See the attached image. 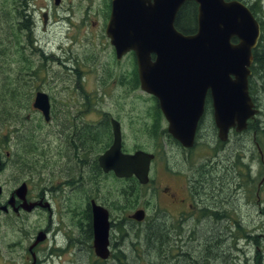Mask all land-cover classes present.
I'll list each match as a JSON object with an SVG mask.
<instances>
[{"label":"flooded vegetation","instance_id":"1","mask_svg":"<svg viewBox=\"0 0 264 264\" xmlns=\"http://www.w3.org/2000/svg\"><path fill=\"white\" fill-rule=\"evenodd\" d=\"M150 1L152 4L154 3V0ZM240 1L255 9V5L251 1ZM72 2V0H41L40 2L35 0H0V16L3 14L6 16L0 25H6L11 31L19 34L20 39L24 42L22 44L24 52L29 48L31 52L36 53L33 51V46L37 45L35 50L38 51V56H51L21 58L20 76L23 77L25 86H30L19 89L28 96L27 103L22 100V107L27 112L31 110V113L28 112L24 116V124L28 122L35 125L26 135L23 133L24 138L26 141L33 142L39 133L44 117L42 112L34 107V101L39 92H44L49 96L51 103V120L49 122L44 120V122L47 125L51 124L56 111L61 112L62 119L65 120L62 127L57 124L52 135L56 134L54 140L59 145L55 150L66 160L61 162L62 168L49 169L51 171L49 176H56L52 186L32 193L29 181H24L22 184H27L23 193L24 198L16 196L15 189L5 202L2 193L0 207L13 204L11 207L8 206L9 210H6L4 214L8 217L18 218L41 211L52 214L53 203H56L57 200L64 202L67 207H71L72 203L75 204L76 199L80 198L84 202V219H61L62 233L63 228L65 226L67 228L61 239H57V232L51 225L39 226L30 238L32 243L28 247L29 254L37 256L36 263L38 264V262L40 263L38 258L40 250L45 253L48 250L51 255H59L63 252L72 253L78 248L80 251L85 250L87 253L95 255L96 264H121V253H131L129 257L131 264L138 244L137 232L141 231L139 228L144 227L145 221L137 222L129 214L123 216L125 210L122 208L121 201L119 185L121 181L113 171L105 172L99 162L100 156L105 154L115 142L114 124L121 131L123 153L139 150L126 148L127 142L174 144L184 158L191 149L184 148L169 131L170 121L161 108L160 99L141 90L135 53L129 51L121 56V59L118 58L116 49L107 36L112 0H78L79 6L73 5ZM80 2L87 3V5H80ZM67 27L69 28V37L66 36L61 41L60 50L64 54L67 53L62 44L69 38L70 41H74V44L81 47V53L76 57H53L55 56L53 51L49 54L45 53V48L52 43L48 39L43 42L42 32H49L51 28L53 30L65 28L66 30ZM72 33L75 35H71ZM18 34L16 35L18 36ZM159 58L156 53L150 54L152 64L159 61ZM124 62V66L119 67ZM49 64L59 66L58 77L72 82L69 87H64L61 90L68 98L56 106V109L52 95L42 89L40 81L43 74H49L47 71ZM128 64L130 65L127 66ZM87 80H91L97 85V88H86L84 82ZM259 84L260 98L257 106L263 115L264 78H261ZM25 91L28 93L26 94ZM114 94L117 100L122 103H95L96 100L93 98L95 95ZM87 100L91 102L88 103ZM166 100L171 108L177 109L182 101L191 103L198 98L174 94L168 95ZM138 101H145V103H138ZM207 121L213 124V129L217 132L213 98L210 91L207 92L204 99V112L199 122L197 140L201 127ZM260 129L264 130V118ZM34 150L39 158L45 154L41 146H35ZM143 150L150 151L155 155L153 163L162 153L160 147L150 150L143 148ZM29 152L24 156H28ZM45 158L50 159L48 154L45 155ZM4 165L5 163L0 161V171ZM170 174L165 182L157 183V177L155 176L154 180L151 170L150 182L147 185H139L142 190L147 192L139 194L140 204L136 207V210L143 209L145 211L144 219H192L199 213L197 208L201 207L200 192L196 188V184L204 177L199 176L196 170ZM38 180L42 182L44 178L40 176ZM154 181L157 184L152 183ZM112 183L113 185H111ZM93 202L109 212L110 256L108 259H101L96 255ZM27 203L37 205L31 211H27L22 208V205ZM15 209H19V211ZM50 222L52 223L51 219ZM39 233H42L44 239L37 242L36 238Z\"/></svg>","mask_w":264,"mask_h":264},{"label":"rangeland","instance_id":"2","mask_svg":"<svg viewBox=\"0 0 264 264\" xmlns=\"http://www.w3.org/2000/svg\"><path fill=\"white\" fill-rule=\"evenodd\" d=\"M35 1L40 2L41 0ZM72 1L73 5L79 6L77 3L78 0ZM248 1L254 2L256 0ZM263 2L264 0H260V3H262L261 6L264 9ZM80 5L85 6L87 3L80 2ZM89 5H91V3H89ZM5 18L6 16L4 14L0 16V24ZM67 26H69V24H67ZM42 33L43 42L48 39L52 43L45 48V53L49 54L53 51V54L55 55L53 57H76L81 53V47L78 44H74V41H70L69 38H67V41L62 44L63 49H66L67 53L64 54L60 50L59 45L61 41L66 36L69 37L68 27L66 30L65 28L63 30L59 28L53 30V28H51L49 32L43 31ZM16 34L18 33L11 31L6 25H0V161L5 163L0 171V185L3 187L2 198L5 202L8 200L11 192L19 188L24 181H29V187L32 193L39 192L45 187L52 186L53 181L56 180V176H49L51 173L49 169L55 167L59 169L62 168L61 162L65 160V157L55 150L59 145L56 140H54L56 134L52 135L57 124L62 127L65 121L62 119L61 112L56 111L54 121L49 125L43 120L42 126L40 125L39 128V133H37L36 139L33 140L34 143L29 140L26 141L24 138V135H26L29 130H32L35 125L28 122L24 124V116L28 112L31 113V110H28L27 112L22 107V100L27 103L28 96L24 95L19 89L30 86H25V81L23 77L20 76L21 58L51 56H38V51L35 50L38 47L37 45L33 46L36 53L31 52L29 48L24 52V46H22L24 42L20 39L19 34L18 36ZM71 35H75V33H72ZM124 64L125 62L119 65V67H123ZM129 65L130 64L127 66ZM47 68L49 74H43L42 77H40V81L42 89L52 95L56 109V106L60 105L68 98L61 90L64 87H69L72 82L67 81L60 76L58 77L59 73L57 72L60 71L59 66L49 64ZM84 83L88 89L97 88V85L91 80H87ZM256 89L257 92L254 97L256 102H258L260 98L258 91V89H260V84H257ZM14 90L18 92V94H16L17 98L14 97ZM25 93L27 94L28 91H25ZM116 93L117 91L115 94ZM115 94L95 95L93 98L96 100L95 103H122L117 100ZM87 102L90 103L91 101L87 100ZM138 103H145V101H138ZM258 118L263 119L264 114L258 116ZM32 119H34V117H32ZM213 127V124L209 121L201 127L197 144L185 158L182 157V153L176 149V145L174 144L157 145L150 142L139 141L141 143L127 142L126 148L135 149L144 147L146 149H152L154 147H160L162 153L152 167V177L154 180L157 177V183L159 181L165 182L172 172L178 173L192 170H196L199 176H201L200 173L205 170H215L214 176L218 179L223 178V180L226 181L227 178L230 179V177H232V174L222 168H225L229 163H232L233 157L240 154L243 157L244 162L251 159L254 154L256 160L260 158L257 153L253 154V152L256 151V148L253 142L252 131L246 134L232 133L229 141L224 144L218 140L217 132ZM259 139L264 143V135ZM37 145L43 147V151L45 152L44 155H41L42 158H39L35 154L34 149ZM28 151H30L29 155L25 157L24 154ZM46 154L49 155L50 159L45 158ZM261 166H263L262 163ZM253 167L255 171V186H257L263 179L264 174L261 173L256 176L260 164L255 163ZM40 176L44 178V181L40 182L38 180V177ZM152 183H155V181ZM204 183L205 181L203 184ZM131 184L132 182L129 180H121L119 183L121 191H123V189L130 190ZM111 185H113V183ZM249 189L253 190L254 187L251 186V188H249L246 186L243 189H239L236 188L230 180V184L229 182H226L224 191H217L218 195L222 194L223 196H226L225 199L221 200H223L225 205L224 209L227 210L230 219H239L247 232H253V234L249 238H240L235 246L231 244H227L228 246L225 244L221 245L219 247L220 252H222L221 255L223 252L225 253L221 256L222 258L220 260L213 264H222L221 261L223 264H264V183L262 188L258 191L259 200H256L251 196ZM141 192L147 193L146 190H141ZM201 196L203 198L202 203H212L214 201V198L206 195L204 190H201ZM83 204L84 202L80 198H77L75 204L73 202V206L71 207H67L64 202H59L57 200L56 203H53L52 214L41 211L27 216H20L18 218L8 217L0 211V264H32L28 247L32 243L30 238L36 232L35 229L39 226L45 227L51 225V227L55 229V232H57V239H61L63 233L65 234L67 230L65 226L62 233V230L60 229L62 226L60 222L61 219H84ZM133 210L134 209H127L126 211H123V216L131 214ZM50 219L52 223L50 222ZM147 220L154 222L156 219ZM158 220L162 221L163 225L166 226L167 219ZM182 221L185 229L196 230L194 237H191V235H185L179 242L182 243L186 238L188 245L185 249H195L197 251L201 249L205 242L202 236L209 232L210 237H215L211 236L214 235L212 230L215 229V224L211 223V220L209 219L202 218L199 221L197 219H184ZM221 225L228 230L231 222L224 221ZM219 229L222 231L224 230L221 227ZM218 232L221 233L220 230ZM177 239L178 238L174 237L172 241ZM225 242H227V240H225ZM227 248L228 250H226ZM125 255L130 257L131 253H125ZM38 258L40 259V263L38 262V264H96L97 260L95 255L87 253L85 250L80 251L78 248L72 253L63 252L59 253V255H51L48 253V250L46 253L40 250ZM131 264H139L138 256L136 258L133 255Z\"/></svg>","mask_w":264,"mask_h":264},{"label":"water","instance_id":"3","mask_svg":"<svg viewBox=\"0 0 264 264\" xmlns=\"http://www.w3.org/2000/svg\"><path fill=\"white\" fill-rule=\"evenodd\" d=\"M187 1H194L198 6L197 31L190 35L182 34L175 27L177 14ZM107 35L119 56L135 51L141 89L160 99L161 108L170 121L169 131L182 146L194 145L208 91L213 98L218 137L223 142L227 141L232 128L237 132L246 130L248 121L259 112L250 95L249 77L253 51L260 38V24L243 3L154 0L151 4L150 0H113ZM152 52L160 57L154 64L149 57ZM174 94L198 100L182 101L174 109L166 100L168 95ZM34 106L42 111L46 121L50 120L46 94L38 93ZM114 126L115 142L100 157L101 167L105 172L114 171L119 178L135 176L140 183H148L154 156L144 151L122 153L120 130L116 124ZM25 190L24 185L16 194L22 198ZM144 215V211L139 210L132 217L142 221ZM108 217L106 210L93 206L94 245L97 256L103 259L109 257ZM43 238L41 233L37 242Z\"/></svg>","mask_w":264,"mask_h":264},{"label":"trees","instance_id":"4","mask_svg":"<svg viewBox=\"0 0 264 264\" xmlns=\"http://www.w3.org/2000/svg\"><path fill=\"white\" fill-rule=\"evenodd\" d=\"M253 11V13L256 15L257 10ZM258 11L262 14V16L258 18L262 27V35L257 48L254 50V64L252 66L253 77L251 79V82L253 78L257 79L264 76V74H262L264 73V16L259 6ZM176 27L184 34H192L196 32L197 5L195 3L187 2L181 8L176 19ZM250 91L251 94L254 95L256 93V87L251 86ZM13 93L14 97L17 98L16 94H18V92L14 90ZM259 121L260 120L258 118L251 120L249 122L248 128L249 130H253L257 133V143L260 142L259 133L264 134V130L260 129ZM222 169H226L232 174V176L236 178L232 183L238 188L254 182V179L251 178L252 174L250 166L243 163L242 156L240 154L233 157L232 163H229L227 167ZM226 182L228 181L220 180L218 183H216V180H207L204 183L205 189L208 188L210 190H215L216 187H218L219 189L223 190ZM204 184L202 182V185ZM133 188L134 186H132L131 190H133ZM131 190L128 192L123 190L122 192L123 207L125 208H133L138 203V199L132 196ZM224 206L225 205L222 202L218 201L213 202L210 206H205L202 209L201 218H209V220H211V223L215 224V229L212 230L214 232V235H211L215 237H210V232L203 235L202 237L205 242L203 243L202 248L198 251L195 249H185L188 245V242H186V238L182 243H179L185 235H191V237H194L196 232L195 229H185L183 223L181 222L174 228H167L159 222H150L149 224H147L146 227H144L142 230V239L141 241H138V244L136 246L139 264H213L214 262L220 260L222 258L221 256H223V254L225 253L223 252V254L221 255L222 252H220L219 250V247L221 245L231 244L235 246L240 238H249L253 234V232H247L239 219H229L230 216L227 210L221 212L220 209H223ZM197 220L199 221L200 219ZM224 221L231 222L228 230L221 225ZM220 227L224 230L222 231L221 229H219ZM219 230L221 231V233L218 232ZM174 237L178 239L172 241ZM225 240H227V242H225ZM226 250H228V248ZM121 261L122 264H129V257L127 259V263H124L123 261H126V257L122 253ZM221 263L223 264L222 261Z\"/></svg>","mask_w":264,"mask_h":264},{"label":"bare ground","instance_id":"5","mask_svg":"<svg viewBox=\"0 0 264 264\" xmlns=\"http://www.w3.org/2000/svg\"><path fill=\"white\" fill-rule=\"evenodd\" d=\"M69 20V19H68ZM58 22V21H57ZM26 49V48H25ZM35 51V50H34ZM32 55V54H31ZM219 205V204H218ZM214 207V206H213ZM216 207V206H215ZM208 210V209H207ZM214 211V210H213ZM121 229V228H120ZM120 231V230H119ZM172 260V259H171Z\"/></svg>","mask_w":264,"mask_h":264}]
</instances>
